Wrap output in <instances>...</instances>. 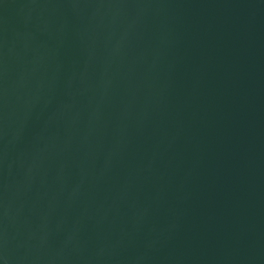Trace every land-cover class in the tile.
I'll return each mask as SVG.
<instances>
[{"label":"water","instance_id":"95a60500","mask_svg":"<svg viewBox=\"0 0 264 264\" xmlns=\"http://www.w3.org/2000/svg\"><path fill=\"white\" fill-rule=\"evenodd\" d=\"M0 264H264V0H0Z\"/></svg>","mask_w":264,"mask_h":264}]
</instances>
